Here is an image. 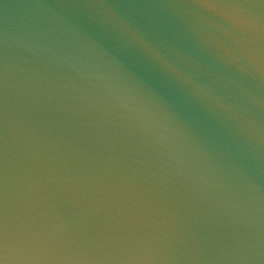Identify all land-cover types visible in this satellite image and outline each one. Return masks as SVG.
I'll return each mask as SVG.
<instances>
[{
	"label": "water",
	"instance_id": "95a60500",
	"mask_svg": "<svg viewBox=\"0 0 264 264\" xmlns=\"http://www.w3.org/2000/svg\"><path fill=\"white\" fill-rule=\"evenodd\" d=\"M0 264H264V0H0Z\"/></svg>",
	"mask_w": 264,
	"mask_h": 264
},
{
	"label": "clouds",
	"instance_id": "9594fccd",
	"mask_svg": "<svg viewBox=\"0 0 264 264\" xmlns=\"http://www.w3.org/2000/svg\"><path fill=\"white\" fill-rule=\"evenodd\" d=\"M132 39H133V40H137L138 37H136V36L133 34V35H132Z\"/></svg>",
	"mask_w": 264,
	"mask_h": 264
}]
</instances>
